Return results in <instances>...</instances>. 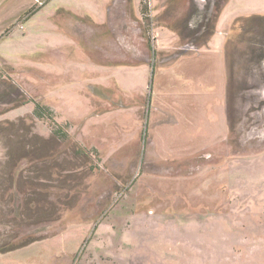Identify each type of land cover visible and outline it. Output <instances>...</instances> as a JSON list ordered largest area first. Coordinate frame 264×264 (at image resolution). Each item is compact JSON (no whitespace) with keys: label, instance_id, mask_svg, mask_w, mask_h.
Wrapping results in <instances>:
<instances>
[{"label":"rangeland","instance_id":"1","mask_svg":"<svg viewBox=\"0 0 264 264\" xmlns=\"http://www.w3.org/2000/svg\"><path fill=\"white\" fill-rule=\"evenodd\" d=\"M213 1L174 46L142 0L133 73L82 43L106 0H0V264H264V0Z\"/></svg>","mask_w":264,"mask_h":264},{"label":"crops","instance_id":"2","mask_svg":"<svg viewBox=\"0 0 264 264\" xmlns=\"http://www.w3.org/2000/svg\"><path fill=\"white\" fill-rule=\"evenodd\" d=\"M149 4L152 3V0H148ZM154 9L151 8V17L156 20L155 28H153V23L151 24V30L149 29L150 34H152L151 39L157 37L153 30L156 29L162 35L169 36L171 42L180 43V40L185 38L184 30L182 29L181 21L185 19L184 9L182 11L173 13V6L171 4L178 3L183 7L190 8L192 2L195 3L197 10L195 14L190 17L192 22L198 23V31L196 35H201L205 30V22L209 20L213 12L216 16L220 6L217 8L213 0H156ZM222 2V0H221ZM142 0H106L100 8L101 11V20L89 23L90 29L81 33L82 43L86 46L87 49L92 51V55H96L99 59V62H104L106 64H119V65H132L135 68L133 73H137V70L140 72L147 69L148 65L144 62L137 61L134 57L127 56L123 50L116 44V38L121 36V43L128 45L130 48H136V33L139 31L140 36L144 37L146 33L145 26L143 25V15L141 9ZM153 7V6H152ZM22 11V10H21ZM89 14L88 12H86ZM20 14V12H19ZM18 14V15H19ZM91 15V14H89ZM89 15L87 18H89ZM97 16V14H96ZM214 17V16H213ZM197 18V21H196ZM91 19V18H89ZM66 24V23H65ZM169 24L174 30V32H166L165 25ZM67 25V24H66ZM144 26V28H143ZM127 38V39H126ZM115 39V40H114ZM144 40V39H143ZM176 44H174L175 46ZM127 46V47H128ZM128 47V49H130ZM145 48V47H144ZM149 48V47H147ZM94 52V54H93ZM83 140V137H80ZM91 188L97 189V179L93 175ZM100 182L98 185L101 186ZM112 183L108 182L106 188H111ZM89 189V188H88ZM113 189H104L102 194L109 195ZM101 196V195H100ZM102 197V196H101ZM108 201V200H107ZM106 201V202H107ZM105 203V200L95 201L92 207H87V211L90 209L95 210V205L99 203ZM83 205H77L73 210L69 209L63 215V220L68 223H83L86 219H94V212H90L89 215L80 216L74 218L72 215L76 210L82 209ZM67 223V224H68Z\"/></svg>","mask_w":264,"mask_h":264},{"label":"trees","instance_id":"3","mask_svg":"<svg viewBox=\"0 0 264 264\" xmlns=\"http://www.w3.org/2000/svg\"><path fill=\"white\" fill-rule=\"evenodd\" d=\"M264 50V49H263ZM227 95H228V98H229V101H227V107H228V111H229V113H230V120H229V123L231 124V120H232V112H231V101H232V93H231V90L230 91H228L227 92ZM41 108H45L44 106H41V105H39L38 103L36 104V109H41ZM36 109H35V113H36ZM40 112V111H39ZM36 238V237H35ZM30 240H32V237H30V238H26V240H22V241H18L16 244H14V243H10V244H8V245H5V246H0L1 248H0V250H6V249H9V248H13V247H15V246H18V245H21V244H25L26 242H28V241H30Z\"/></svg>","mask_w":264,"mask_h":264}]
</instances>
